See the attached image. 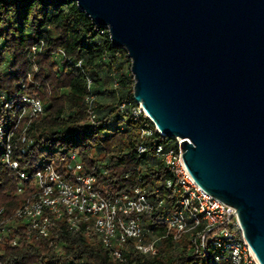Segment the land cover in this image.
<instances>
[{"label":"trees","instance_id":"obj_1","mask_svg":"<svg viewBox=\"0 0 264 264\" xmlns=\"http://www.w3.org/2000/svg\"><path fill=\"white\" fill-rule=\"evenodd\" d=\"M39 43H44L41 51L32 53ZM28 73L33 82L27 88L42 101L44 111L29 128L33 143L20 158L21 170L31 172L39 160L59 162L63 153L74 151L103 192L116 196L139 185L166 206L144 218L148 239H157L155 255L140 252L135 240L128 239L119 246L126 259L121 262L86 228L90 218L75 232L63 217L55 220L48 237L36 236L27 224L15 221L0 242V264H219L213 251L194 253L189 234L177 237L157 221L178 205L177 194L165 184L172 172L155 156L156 144L164 139L148 116L133 114L139 105L131 60L125 49L113 45L108 29L74 0H0V95L13 93ZM89 93L95 95V124L89 122ZM123 103L126 109L121 111ZM143 129L154 133L145 137ZM140 144L149 149L139 152ZM30 193L29 188L18 193L14 172L0 166V207L6 215Z\"/></svg>","mask_w":264,"mask_h":264},{"label":"water","instance_id":"obj_2","mask_svg":"<svg viewBox=\"0 0 264 264\" xmlns=\"http://www.w3.org/2000/svg\"><path fill=\"white\" fill-rule=\"evenodd\" d=\"M126 49L134 99L183 141L206 192L237 210L264 264V0H74Z\"/></svg>","mask_w":264,"mask_h":264},{"label":"built area","instance_id":"obj_3","mask_svg":"<svg viewBox=\"0 0 264 264\" xmlns=\"http://www.w3.org/2000/svg\"><path fill=\"white\" fill-rule=\"evenodd\" d=\"M43 45H33L32 53L41 51ZM32 82L28 73L13 93L0 95V166L6 165L14 172L18 193L31 189L30 198L12 214L6 215L5 208L0 207V242L11 232L15 221L27 224L29 232L36 236L48 237L55 220L64 217L67 227L78 232L90 218L86 228L98 236L104 247L112 249L117 260H126L119 246L128 239L135 240L140 252L155 255L157 239H148L150 230L144 218L166 205L163 200L150 197L143 187L138 185L116 196L103 192L95 186L96 177L86 173L74 151L63 153L59 162L39 160L31 172L21 170L20 158L33 143L29 128L44 111L42 101L27 88ZM92 85L88 78L89 91ZM114 86H118L117 81ZM85 101L89 122L95 124V95L87 94ZM138 105L133 114H145ZM120 109L124 111L126 104ZM156 130L164 141L156 144L155 156L172 172L166 186L179 195L177 207L157 216V221L164 222L177 237L189 234L197 255L213 251L219 264H260L245 237L236 208L196 183L184 163L181 138L168 137ZM142 132L145 137L154 133L151 129ZM148 149L145 144L138 147L139 152Z\"/></svg>","mask_w":264,"mask_h":264},{"label":"rangeland","instance_id":"obj_4","mask_svg":"<svg viewBox=\"0 0 264 264\" xmlns=\"http://www.w3.org/2000/svg\"><path fill=\"white\" fill-rule=\"evenodd\" d=\"M122 49H124V48H122ZM123 65H124V68L128 67V65H126V64H123ZM103 100L106 101V100H110V99L108 97H105V98H103ZM176 197H179V195H176Z\"/></svg>","mask_w":264,"mask_h":264}]
</instances>
